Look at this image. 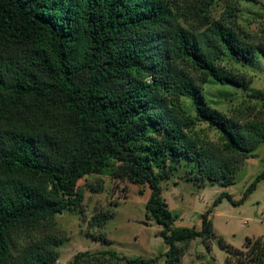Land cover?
Wrapping results in <instances>:
<instances>
[{
	"label": "trees",
	"instance_id": "1",
	"mask_svg": "<svg viewBox=\"0 0 264 264\" xmlns=\"http://www.w3.org/2000/svg\"><path fill=\"white\" fill-rule=\"evenodd\" d=\"M232 1L226 8L232 25L212 20L190 30L171 0H0V264H58L61 241L53 234L18 261L8 257L21 232L54 231L57 215L81 206L83 177L106 172L150 188L146 211L163 228L166 264H179L198 237L210 247L211 211L201 229L174 227L161 183L183 170L198 185L235 184L237 170L264 143V119L231 118L204 95L211 82L248 89L225 58L264 59V44L253 45L232 27L238 3L258 0ZM205 12L194 4L188 15L202 21ZM182 97L195 117L182 108ZM251 97L264 108V91ZM196 121L215 129L221 144L191 133ZM263 179L264 171L238 202L222 197L241 204ZM251 241L247 254L220 241L225 264H264V245L250 248ZM124 259L158 264V258Z\"/></svg>",
	"mask_w": 264,
	"mask_h": 264
},
{
	"label": "rangeland",
	"instance_id": "2",
	"mask_svg": "<svg viewBox=\"0 0 264 264\" xmlns=\"http://www.w3.org/2000/svg\"><path fill=\"white\" fill-rule=\"evenodd\" d=\"M171 2L176 3L173 5L180 23L190 30L200 29L202 22L224 20L232 25L234 21L226 9L229 5L234 6L232 0ZM194 4L207 8L202 21L193 22L188 15ZM238 6L241 8L239 18L232 27L241 30L253 45L264 44V0H258L256 5L239 2ZM251 62L237 63L229 58L223 60L225 67L244 76L249 87L247 90H236L214 82L206 84L204 95L212 108L242 121L264 119V108L251 97L253 90L264 91V59L257 55ZM181 106L189 116H196L189 98L182 97ZM193 131L207 144H221L218 132L204 122L196 121L191 133ZM252 157L249 156L237 170L235 184L226 186L206 181L205 185H198L194 180L184 179L183 170L161 183L162 197L175 217L174 227L201 229L202 216L211 211L215 236L209 242L210 247L202 238H196L184 249L179 264H225L228 253L220 241L245 254L249 253V249L245 248L246 238L252 240L250 248L257 242L264 245V179L247 194L243 203H233L246 195L264 171V143ZM79 188L84 193L81 206L57 215L53 220L54 231L44 226L37 231L21 232L9 253L10 261H18L30 245L53 234L61 241L56 249L59 253L58 264H73L80 254L82 260L79 259L78 264H129L124 258L138 257L158 258V264H166L168 245L160 234L163 228L146 211L151 195L148 186L119 181L106 172L104 175L83 177L79 181ZM224 194L231 195L233 202L222 197ZM100 216L104 217L103 222ZM109 252H115L117 258H113ZM238 258V255H234L233 261L237 263Z\"/></svg>",
	"mask_w": 264,
	"mask_h": 264
}]
</instances>
